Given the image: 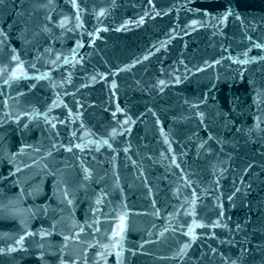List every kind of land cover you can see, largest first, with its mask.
<instances>
[{
	"label": "water",
	"instance_id": "obj_1",
	"mask_svg": "<svg viewBox=\"0 0 264 264\" xmlns=\"http://www.w3.org/2000/svg\"><path fill=\"white\" fill-rule=\"evenodd\" d=\"M0 264H264V0H0Z\"/></svg>",
	"mask_w": 264,
	"mask_h": 264
},
{
	"label": "snow or ice",
	"instance_id": "obj_2",
	"mask_svg": "<svg viewBox=\"0 0 264 264\" xmlns=\"http://www.w3.org/2000/svg\"><path fill=\"white\" fill-rule=\"evenodd\" d=\"M14 59H15V57H14ZM160 83L161 84H163L164 82L163 81H160ZM27 234V233H26ZM23 240V237H21V241ZM20 241H18V243H19Z\"/></svg>",
	"mask_w": 264,
	"mask_h": 264
}]
</instances>
